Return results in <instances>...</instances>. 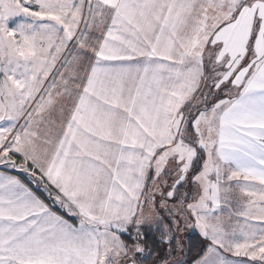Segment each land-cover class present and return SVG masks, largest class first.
Returning a JSON list of instances; mask_svg holds the SVG:
<instances>
[{
  "label": "snow or ice",
  "instance_id": "snow-or-ice-1",
  "mask_svg": "<svg viewBox=\"0 0 264 264\" xmlns=\"http://www.w3.org/2000/svg\"><path fill=\"white\" fill-rule=\"evenodd\" d=\"M0 264H264V0H0Z\"/></svg>",
  "mask_w": 264,
  "mask_h": 264
},
{
  "label": "rangeland",
  "instance_id": "rangeland-1",
  "mask_svg": "<svg viewBox=\"0 0 264 264\" xmlns=\"http://www.w3.org/2000/svg\"><path fill=\"white\" fill-rule=\"evenodd\" d=\"M14 173V172H13ZM12 173V174H13ZM192 241H193V248H192V253L191 255H195L196 251H197V248L199 246V241H198V237L193 234L192 237H191Z\"/></svg>",
  "mask_w": 264,
  "mask_h": 264
},
{
  "label": "trees",
  "instance_id": "trees-1",
  "mask_svg": "<svg viewBox=\"0 0 264 264\" xmlns=\"http://www.w3.org/2000/svg\"><path fill=\"white\" fill-rule=\"evenodd\" d=\"M13 174L15 175V174H17V173L14 172ZM21 179H24L26 183L28 182L27 179H26L25 177H23V176H21ZM30 186H31V185H30Z\"/></svg>",
  "mask_w": 264,
  "mask_h": 264
}]
</instances>
